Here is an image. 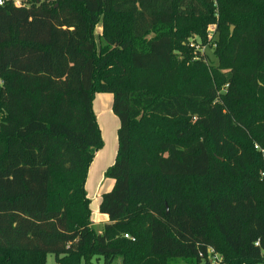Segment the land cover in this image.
Here are the masks:
<instances>
[{"label":"trees","instance_id":"trees-1","mask_svg":"<svg viewBox=\"0 0 264 264\" xmlns=\"http://www.w3.org/2000/svg\"><path fill=\"white\" fill-rule=\"evenodd\" d=\"M210 24L217 66L183 45ZM98 93L113 96L120 122L102 232L86 191L104 147ZM256 144L264 0L0 5V264H46L49 253L62 264H214L210 248L221 264H264Z\"/></svg>","mask_w":264,"mask_h":264},{"label":"rangeland","instance_id":"rangeland-1","mask_svg":"<svg viewBox=\"0 0 264 264\" xmlns=\"http://www.w3.org/2000/svg\"><path fill=\"white\" fill-rule=\"evenodd\" d=\"M22 4H30L31 0H19ZM231 30L234 31V27H231ZM100 33H101V25L97 27L96 30V39L98 43H102L100 40ZM218 40V31L216 30V24H210L206 29V35L205 38H202L200 35L192 34L190 37H188L184 42L183 45L188 48V50L196 57H193L195 60L196 58H199L198 54H201L202 60L208 65V66H217L218 65V59L215 55V48L217 46L216 41ZM193 61V60H192ZM97 96H106L108 98H111L109 101H103L101 106H103V113L99 114V121L100 125H102V121L105 120V126L102 128L104 132L105 137V147L102 156H105L107 158L104 159V157H101L98 159V162L96 164L95 169L99 173V167H103L106 163L109 164V161L113 158L112 156L114 153H116V150L118 149V137H117V130H116V122L110 120L112 112V95L109 93H98ZM111 101V103H110ZM97 104L95 105L96 108ZM118 119V117H116ZM102 119V120H101ZM107 119V120H106ZM100 160V161H99ZM102 160L104 162H102ZM109 160V161H108ZM108 164L105 166L106 169L108 167ZM110 167V166H109ZM96 171V172H97ZM100 177L99 176H93L90 177V181L92 184H89V194L92 198V222L94 223V229L97 232H102L103 230V224H102V214L98 209H95V204L97 201V198L95 197L94 193H98L100 189H107L104 188L106 185L105 183L102 184V181H106V177L103 176V179L101 182H99ZM105 179V180H104ZM95 264H103V260L97 261L96 259L93 261ZM46 264H62L57 259V256L55 254L49 253L46 257ZM80 264H85L84 260H81ZM115 264H122L121 259H118ZM171 264H184L183 260H177L172 262Z\"/></svg>","mask_w":264,"mask_h":264},{"label":"crops","instance_id":"crops-1","mask_svg":"<svg viewBox=\"0 0 264 264\" xmlns=\"http://www.w3.org/2000/svg\"><path fill=\"white\" fill-rule=\"evenodd\" d=\"M98 27V26H97ZM109 101V100H111V98H108V97H106V96H104V97H102V96H97V97H95V100H94V103H93V108H94V112H95V114H96V116H97V121H98V125H99V127H100V130H101V135H102V138H103V141H104V147H105V135H104V132H103V127L105 126V120H103L102 121V125H100V121H99V114L100 113H98V112H101V113H103V106H101V104L103 103V101ZM112 101H113V97H112ZM110 103H111V101H110ZM97 104V106H96V108H95V105ZM113 112V111H112ZM117 116L113 113V114H111V116H110V120L111 121H113L114 123L116 122V130L118 131V128H119V126H120V122H119V119H117L116 118ZM102 120V119H101ZM107 120V119H106ZM104 125V126H103ZM118 145V144H117ZM104 147L101 149V150H99L97 153H96V155H95V158H94V160H93V162H92V164H91V166H90V168H89V172H88V178H87V182H86V191H87V193H88V196H89V198L91 199V205H90V207H91V211H92V198H91V195L89 194V184H92V182L90 181V177L92 178L93 176H99L100 177V179H99V182H101L102 181V179H103V176L104 177H106L105 176V172H106V170L108 169V167L109 166H111L113 163H114V161H115V158H116V154H117V150H116V153H114V155L112 156L113 158L111 159V161H109V164L108 163H106L103 167L101 166V167H99V173H98V171L95 169V167H96V164H97V162H98V159H100L101 157H104V159H106L107 160V158L105 157V156H102V154H103V151H104ZM102 159V158H101ZM109 159V158H108ZM100 161V160H99ZM102 162H104L103 160H102ZM108 164V167H107V169H106V165ZM97 171V172H96ZM107 178V177H106ZM105 180V179H104ZM103 183H105V187L104 188H107V189H100L99 191H98V193H94V195H95V197L97 198V201H96V204H95V209L97 210L98 209V211H99V205H100V202H101V198H102V195L105 193V192H107V191H110L111 189H112V187H113V185H114V180H112V179H109V178H107L106 179V181H102V184ZM92 218V217H91ZM108 221V217L106 216V215H103L102 214V224H103V227H104V224L106 223ZM93 227H94V223H93Z\"/></svg>","mask_w":264,"mask_h":264},{"label":"built area","instance_id":"built-area-1","mask_svg":"<svg viewBox=\"0 0 264 264\" xmlns=\"http://www.w3.org/2000/svg\"><path fill=\"white\" fill-rule=\"evenodd\" d=\"M7 1H9V0H3V2L0 3V5L5 4ZM12 1H14L15 5H17V6L22 5V3L19 0H12ZM255 149L261 151L262 154L264 155V149L261 148L258 144L255 145ZM125 237L128 238L129 235H125ZM256 245H258V243H256ZM208 257L214 264H221L222 257L213 248H210L208 250Z\"/></svg>","mask_w":264,"mask_h":264},{"label":"clouds","instance_id":"clouds-1","mask_svg":"<svg viewBox=\"0 0 264 264\" xmlns=\"http://www.w3.org/2000/svg\"><path fill=\"white\" fill-rule=\"evenodd\" d=\"M3 2V0H0V3H2Z\"/></svg>","mask_w":264,"mask_h":264}]
</instances>
